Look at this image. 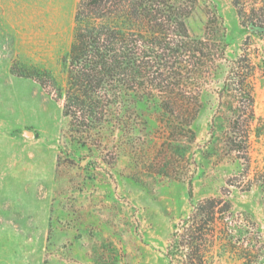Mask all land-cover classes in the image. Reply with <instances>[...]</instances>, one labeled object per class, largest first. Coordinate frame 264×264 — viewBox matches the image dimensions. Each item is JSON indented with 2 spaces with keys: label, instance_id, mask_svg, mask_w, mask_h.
<instances>
[{
  "label": "rangeland",
  "instance_id": "1",
  "mask_svg": "<svg viewBox=\"0 0 264 264\" xmlns=\"http://www.w3.org/2000/svg\"><path fill=\"white\" fill-rule=\"evenodd\" d=\"M172 2L214 57L199 77L198 113L178 139L154 101L137 102L136 93L134 108L110 106L89 130L70 126L52 78L66 89L78 0H0V264H167L175 227L209 202L216 221L208 264H264L256 185L264 176V30L249 27L264 0H239L243 21L235 0ZM244 50L258 119L248 174L208 144L218 92ZM223 125L217 119V135Z\"/></svg>",
  "mask_w": 264,
  "mask_h": 264
},
{
  "label": "trees",
  "instance_id": "2",
  "mask_svg": "<svg viewBox=\"0 0 264 264\" xmlns=\"http://www.w3.org/2000/svg\"><path fill=\"white\" fill-rule=\"evenodd\" d=\"M235 7L243 21L245 12L239 8V0ZM252 12L249 27L263 31L264 9L253 8ZM186 14L182 4L172 0H78L74 40L66 58V89L44 71L64 98L63 114L70 118V126L89 130L99 121L96 114L110 106L134 108L137 103L130 99L136 93L141 99L137 102L154 101L170 138L178 139L181 128L189 129L198 113L199 77L214 64V57L207 38L189 35ZM225 47L222 44L218 50L220 59ZM253 76L251 55L244 50L232 62L218 92L208 140L214 151L245 163L247 174L250 135L258 120ZM217 119L224 122L220 135L216 134ZM256 180L264 205V176ZM209 203L193 206L190 215L175 227L166 247L167 264H208L216 221L214 203Z\"/></svg>",
  "mask_w": 264,
  "mask_h": 264
}]
</instances>
